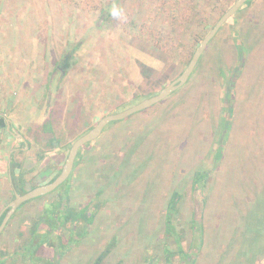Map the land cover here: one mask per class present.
<instances>
[{"label": "rangeland", "instance_id": "374dc122", "mask_svg": "<svg viewBox=\"0 0 264 264\" xmlns=\"http://www.w3.org/2000/svg\"><path fill=\"white\" fill-rule=\"evenodd\" d=\"M137 1L124 3L111 27L96 21L97 11L85 6L86 0L84 9L76 7L77 11L70 12L69 2H65L59 14L51 3L46 12L44 5L40 14L34 16L39 12L38 8L34 11V0L9 4L0 1V57L12 63L17 72L24 70L22 78H14L11 88L24 93L20 90L24 79L25 95L32 97L44 91L48 92L49 101L56 87H61V92L55 93L60 96L59 116L47 121L45 128L40 127L41 116L47 111L44 105L37 104L39 100L34 102L41 108L40 120L35 111L28 116L36 123L32 130H38L42 140L46 136L50 146L49 154L34 153L29 157L25 168L24 160L16 165L26 179L24 190L54 178L64 164L70 143L114 107L121 109L118 112L125 110L174 81L185 68L183 60L191 58L196 48L192 40L207 33L215 15L225 7L221 1L201 3L200 9H205L202 16H208L205 28H194L191 36L165 33L167 37L163 39L165 34L158 30L160 11H154L162 7L161 2H144L141 10L133 12L135 5L141 6ZM7 5L9 9L5 10ZM151 9L154 12L148 15ZM261 10L264 11V0H252L248 7L243 6L230 18L232 22L220 28L215 41L202 54L203 65L207 62L208 70L214 73L217 62L226 65L225 81L231 70H240L241 77L232 87L234 94L224 96L221 86L206 83L195 73L191 83L195 91L172 93L146 110L110 123L95 142L83 146L72 179L70 205L78 208L90 196L105 204L99 208L90 233L81 237L80 245L64 237H53L33 253L35 257L49 260V264H91L106 245L114 244L102 264H151L152 255L164 264L165 244L161 246V241L165 239L173 264H179L174 239L164 231L162 216L170 194L182 193L171 230L185 232V249L191 240L188 223L192 211L197 212L199 207L194 202L200 199L198 192L190 191L191 179L197 172H206L209 178L202 194L206 198L202 215L204 244L195 264H264V43L252 44L253 32L246 33L253 30V25L262 24ZM44 12L57 17L51 37L58 42V33L66 36L60 45L61 57L75 50L60 81V72L52 73L49 65L45 68L39 61L38 54L46 57L49 45L39 43V37L33 36L36 23L42 26L49 21ZM128 15L134 26L129 24ZM250 18L258 21H249ZM146 30L153 32L149 38ZM233 36L237 37L232 39ZM240 39H245L248 50L238 43ZM148 41L158 42V47ZM9 77L3 75L0 81L3 93L7 92L4 85ZM43 82L48 84L44 90ZM201 93L205 94L204 101L199 98ZM3 165L6 174L8 168ZM1 183L4 189L0 190V217L13 199L9 192L12 183L7 179ZM66 183L18 207L14 219L0 234V253L4 254L0 264H29L19 255L23 242L30 238L28 229L40 218L48 225L47 221L60 211L62 192L68 190ZM64 228L62 231L67 234Z\"/></svg>", "mask_w": 264, "mask_h": 264}, {"label": "trees", "instance_id": "16d2710c", "mask_svg": "<svg viewBox=\"0 0 264 264\" xmlns=\"http://www.w3.org/2000/svg\"><path fill=\"white\" fill-rule=\"evenodd\" d=\"M34 1H36V2H34L35 6H36V7H34V11H36L38 8L39 12L37 13V11H36V13H33V16L35 14H40V10H42V6H44V5H45V12H46L47 11L46 8H48V6L51 5V3L53 4V6H55L58 13L61 14L62 12L60 13L59 11H62V9H63L62 6L64 5L65 2H69V4L67 6L68 7L70 6V12H72L74 10L77 11L75 9L76 7L84 9L82 7V5L85 2V0H80V1L79 0H34ZM128 1L129 0H98V1L86 0L85 6L90 5L91 9H95V11H97L96 21H98L102 26L104 24H106V25L111 27L115 24V22L118 18V15H120V12H122L121 6L123 5V7H124V3L127 5ZM148 1H150V0H143V1L138 0L137 2H139V4H141V6L135 5L132 8L133 12H136L134 10H141L140 7H143L142 5H144ZM151 1H154V2L160 1L161 2L160 6H162V7L154 10V11H157V10L160 11L159 15L161 16V25L158 28L160 33H164V34L167 33V34H173V35L184 34L185 36L193 35L194 34L193 29L194 28H196V29L205 28V25L207 24L208 16L207 17L204 15L202 16V12L204 13L205 9H202V10L200 9L201 3L205 2L208 4L209 1L210 2L221 1L223 4H225L224 5L225 7L222 10H220L218 12V14L215 15V17H214V21H213V26H214V24L221 17V15L228 8H230L232 6V4L235 2V0H151ZM251 1L252 0H249L244 5V7H248L249 4L251 3ZM211 4H214V3H211ZM213 7H214V5L212 6V8ZM242 8L238 12H240L242 10ZM80 11L81 10H79V12ZM154 11L151 9L149 11L148 15H151ZM113 12H116L117 15H113ZM261 12H264V11L263 10L260 11L261 16H264V14ZM45 15H46L45 17L48 18L49 21L47 23L42 24V26L40 23H36L35 27L33 28V34H34L33 36L37 35L39 37V43L42 42L46 46L49 45L48 54L46 57H43L42 54H38V52L35 54L36 55L38 54V56H40L39 61H42V65H44L45 68L49 65L52 69V73L60 72L62 74V76H60L58 78V81H60L61 79H64V77H65L66 65H67L68 61L72 58V56H74L73 52L75 50L69 51L70 55L68 54L67 57H63V58L61 57L63 51H62L60 45H61V43H64L66 41V36H62L63 35L62 33H60V34L58 33V35H60V37H61L60 41L58 40V42H57L56 40H54L51 36H52V32H55L54 28H56L55 27L56 25H55L54 19L57 17H56V15H54V16L50 15V14L48 15L47 13H45ZM50 17L52 18V20H50ZM128 17H129V15H128ZM127 20L129 21L130 25H133V26L135 25V23L133 22V19L131 17H129ZM230 20L232 22V19H229L228 22H226V23H229ZM250 20L258 21L255 18H252V19L250 18L249 21ZM50 21L52 23H50ZM260 22L262 23V24H260L262 26V29H260V27H259L260 25H253L252 28L254 31L253 30L251 31V29H249L246 32L247 34H250L253 32L251 34V37H252L251 43L252 44L255 43L256 45H262L264 43V18L260 19ZM32 25H33V23H31V26ZM223 26L221 28H223ZM261 30H262V33L260 32ZM219 31H218V33H219ZM146 32H149L148 38H149V36H151L153 34V32H151L149 30H146ZM208 32L205 34L207 35ZM256 32H259L261 35H257ZM217 34L209 42V44H211L213 41H215ZM204 35L200 36L198 39L195 38L192 40L195 44V47H197L199 45V43L201 42V40L206 36V35L205 36ZM62 37L64 38L63 42L61 41ZM139 37H141V36L139 35ZM166 37H167V35L165 34L163 39H166ZM235 37H237V36H233L232 39H234ZM189 38L191 39V37H189ZM163 39H161V40H163ZM237 41L246 50H248V47H245L246 45L243 42V41H245V39H242V40L240 39ZM31 42H34V41H31ZM157 43L158 42H151V41L147 42V44H149V45L152 44L154 47H158ZM208 45H207L206 49L204 50V53H205V51H207ZM233 53H234V51H233ZM26 54H25V56L27 57L28 53H26ZM223 56H225V55L223 54ZM60 57L62 59L59 60ZM202 57H203V55H201L200 59L198 60V63L196 65L193 73L190 75L185 86L183 88L179 89L178 91L174 92V93H180L181 92V94H182L184 92H187L188 89L190 92L195 91V89L192 88L191 83H193V79L195 76L194 74L198 73L201 78H204L206 83L212 82L211 84H214L215 87H216V85L221 86V88H222L221 92L224 96L229 95L228 93H231V92L234 94V91H232V87L237 84L238 80L241 77L240 70L238 68L237 69L234 68L233 69L234 71L231 70L233 72L231 73V71H230V73L227 76L228 79L225 81L224 79H226V78H224L223 75H225V70H228L226 65H223L222 63L217 62V64H219V66H217L216 71L214 73V71H212L211 69L208 70L207 62H205V64L203 65L204 61H203ZM189 58H190V56L187 59L183 60L182 64L184 67L187 66L189 60L191 59V58L190 59ZM238 59L239 58L237 56V60ZM23 60H24V58L21 59V61H23ZM217 60L220 62L222 61L219 57L217 58ZM242 79H243V76H242ZM47 86H48L47 82H43V85H42L43 90H44V88H47ZM57 86H58V84H57ZM39 87L40 86L37 85V88H39ZM60 88H61L60 86L56 87L54 92L60 93L61 92ZM55 93H52V94L50 93L51 95L54 94V96L52 98L49 97L51 100V101L49 100L50 103H49V101H46L48 92H46V93L43 92L42 94L39 93V94L32 96L33 101H35L37 103L39 100V102L37 104H39V105L41 104V106L44 105L45 112L47 111L45 116L42 115L43 117L41 119L40 127L42 126L45 128L47 121L49 122V120L51 118H53L54 116H59V109H58L59 101H58V99L60 96H57V95L55 96ZM40 95H42V96L44 95V96L40 97ZM199 98L202 101H204L205 94L201 93L199 95ZM227 99H230V98L228 97V98H226V100ZM38 107L40 108V106H38ZM46 107H48V108H46ZM49 110H51L52 113L48 114V112H50ZM118 110H121V109H119V107L118 108L114 107V109L109 111L106 115L117 113ZM40 111H41V108H40ZM232 111H233L232 110V104H230L228 107L229 116L232 115ZM0 127L5 128V123L2 119H0ZM66 130H68V132H69V129H65V131ZM82 135L83 134H81L80 136H82ZM56 138H57V136L54 135L55 140H56ZM71 145H72V143H70V145L68 146L67 151H69ZM87 145L90 146L91 142L88 143ZM82 148L79 150V152L75 158L73 169H72V172H71L69 178L65 181V182H67L66 186H68V190L65 191L64 193L62 192V194H63L62 199L59 200L60 211H57L53 214V219L51 221H49V220L47 221L48 225H46L44 223V221L42 220V218H40L38 221H35V223L31 224V226H30L31 228L28 229V232L30 233L29 234L30 238H29V240L28 239L25 240L26 242H23V243H25L24 245L22 243L23 247L21 246V250H20L21 252L19 251V255L23 259V261H28L29 264H47V263L49 264V260H42L37 256L35 257L33 253L35 251H37L39 248H41L42 246H45L48 243V241L50 239H52L53 237H56V239H58V240H60L61 237L62 238L64 237L66 239V241L72 242L74 244H76L78 242V244L80 245L81 237H83L85 234L87 235L90 233L89 231L95 222L96 216L99 212V208L102 206V204L103 205L105 204L104 201H96V197L93 198L92 196H90L88 199H86V201L84 200L85 202H83L81 205L79 204L78 208L72 207L70 205V203H71L70 202L71 201L70 195L72 193V191H70V189H71V185L74 184L72 182V179L74 177L75 169L80 164V158H81L80 152H81ZM62 166L59 168L58 173L55 174V177L61 171ZM11 174L13 177L11 183L13 184L14 188H16L17 193L21 194V195L26 193L27 191L24 190V188H23V185L25 184L26 179L21 175H19L17 178H15V176H13V173H11ZM54 178L49 180V182H47V183H50ZM208 178L209 177L207 176L206 172H202V173L197 172L193 175V178L191 179L190 191L191 192H198L200 195L199 196L200 199H196V202H194V204L199 205V207L197 209L198 213L196 212V210H195V212L192 211L191 219H190V222L188 223V225H189L188 228H189L190 233H191V236H190L191 240L189 241V244L185 249L183 248V245H182V240L185 238V232L184 231H178L177 232L176 230L174 232L173 230H171V228H173V225H174V223H173L174 219L173 218L179 213V208H180L179 203H180L181 199L183 198V196H181L182 193H179L178 191H174L172 194H170L169 200L167 201V207L165 209V213L162 216L163 223H164L163 227H164V231L168 234L167 236H171L174 239V244L176 246V252L178 253V261L180 262L179 264H195L197 262L198 256L201 254L200 251H201L203 244H204V237H203L204 224L202 222V215H203V210H204L203 209V207H204L203 203L206 202V198L202 194H203L204 188L206 187V184L208 182ZM47 183H44L43 185H45ZM62 185H60V186H62ZM35 187H38V186H35ZM35 187H32L31 189H33ZM59 213H60V217H59ZM14 214L11 216V218L7 222L6 226L12 222V220L14 219ZM3 215H4V213L0 217V222L3 218ZM63 226L65 227L64 229L66 230L67 234H65L62 231ZM164 240L162 239V241H161V246H162V243L165 244V248L163 247V249H162V255L164 256L163 257L164 258V264H173V255L169 249L170 247L168 245H166V240H165V243H164ZM112 246H114V244L106 245L100 252H98L97 256L95 257V259L92 261L91 264H102V262L104 261L106 256L109 253H111L110 250H111V248H113ZM57 250H58V246L54 249V251L57 253ZM194 253H196V259L195 260L193 258V256H195ZM3 255H4L3 253L0 254L1 263L3 261L1 257ZM157 258H158V256L156 257L155 255H152V262H150V263L151 264H159L158 263L159 261ZM144 263H146V261Z\"/></svg>", "mask_w": 264, "mask_h": 264}, {"label": "crops", "instance_id": "0c3cea01", "mask_svg": "<svg viewBox=\"0 0 264 264\" xmlns=\"http://www.w3.org/2000/svg\"><path fill=\"white\" fill-rule=\"evenodd\" d=\"M0 1L9 4L18 0ZM8 9V5L5 6V10ZM6 14H10V12ZM5 29H7L6 26ZM1 50L2 48L0 49V55L2 54ZM21 62L23 63V61ZM24 67L25 65L22 68ZM12 68H14L13 72L11 71ZM17 70L18 69L12 66V63L10 64L2 60V58L0 57V81L3 80V75L8 77L10 76L4 85L6 86L5 88L7 92L3 93L2 89H0V119H2L5 123V128L0 127V183L3 181V179H7V181L11 183L13 178L11 173H13V171V176L17 178L21 174V172L16 165L20 164L24 160L22 164L24 167L26 165V162L29 160L28 158L31 157L34 153L38 155L40 153V156H42L43 154H49V139H47L46 136H44L43 140L38 138V135L40 133H37L38 131L32 130L33 126L36 125V123L33 121V119H28V116L33 115L32 113L34 111L36 112L35 117H37L38 120H40L41 114H39L40 108L36 103H34L33 98L30 95H25L27 91L24 85L25 80L22 79V86H20V90L24 93L16 92L11 88V86L15 85L11 84L15 82L14 78H22L20 77V74H22L24 70L22 69L23 71L21 70L20 73L17 72ZM43 92L44 91H41L40 94H42ZM41 96L42 95H40V97ZM41 147H43V150L41 149ZM63 147L64 144L61 145V148ZM58 151H60V148L58 149ZM32 162L36 164L37 161L32 160ZM4 163L8 168V172L6 174L3 172ZM47 165L48 163H46V169H48ZM51 171L54 172L55 168H52ZM53 172L51 174H53ZM1 189H4L2 183L0 184V190ZM9 189V192H11L13 196L15 194H18L14 186H11V188Z\"/></svg>", "mask_w": 264, "mask_h": 264}, {"label": "water", "instance_id": "95a60500", "mask_svg": "<svg viewBox=\"0 0 264 264\" xmlns=\"http://www.w3.org/2000/svg\"><path fill=\"white\" fill-rule=\"evenodd\" d=\"M248 1L249 0H235L232 6L221 15V17L216 21L214 26L210 29L208 34L201 40L199 45L196 47L185 69L174 81H172L166 87L161 89L156 95L144 99L125 110L102 117L93 128L88 130L85 134L77 138L72 143L68 151L67 157L64 161V164L61 168V171L50 183L35 187L22 195L15 194L13 199L8 203L6 211L0 222V234L2 233L7 222L18 209V207L33 198H37L46 195L50 192H53L69 178L73 169L75 158L79 150L86 144L96 140L102 134L106 126H108L110 123L122 121L132 116L133 114L146 110L163 101L172 93L182 88L187 83L190 75L192 74L193 70L195 69L198 63V60L200 59L209 42L215 37L220 28L230 18H232Z\"/></svg>", "mask_w": 264, "mask_h": 264}, {"label": "clouds", "instance_id": "9594fccd", "mask_svg": "<svg viewBox=\"0 0 264 264\" xmlns=\"http://www.w3.org/2000/svg\"><path fill=\"white\" fill-rule=\"evenodd\" d=\"M113 15H117V13L116 12H113Z\"/></svg>", "mask_w": 264, "mask_h": 264}, {"label": "flooded vegetation", "instance_id": "af4514ba", "mask_svg": "<svg viewBox=\"0 0 264 264\" xmlns=\"http://www.w3.org/2000/svg\"><path fill=\"white\" fill-rule=\"evenodd\" d=\"M1 254V253H0ZM0 263H1V259H0Z\"/></svg>", "mask_w": 264, "mask_h": 264}]
</instances>
